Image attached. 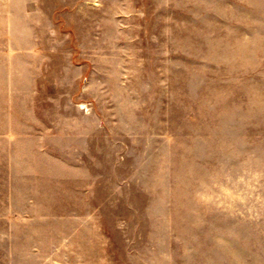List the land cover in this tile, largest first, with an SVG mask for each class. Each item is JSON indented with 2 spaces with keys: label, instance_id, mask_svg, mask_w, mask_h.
<instances>
[{
  "label": "rangeland",
  "instance_id": "1",
  "mask_svg": "<svg viewBox=\"0 0 264 264\" xmlns=\"http://www.w3.org/2000/svg\"><path fill=\"white\" fill-rule=\"evenodd\" d=\"M0 264H264V0H0Z\"/></svg>",
  "mask_w": 264,
  "mask_h": 264
},
{
  "label": "crops",
  "instance_id": "2",
  "mask_svg": "<svg viewBox=\"0 0 264 264\" xmlns=\"http://www.w3.org/2000/svg\"><path fill=\"white\" fill-rule=\"evenodd\" d=\"M8 84H9L8 94H7L8 95V105H7V109L5 110V114L9 120V123H8V128L2 129V132H6V133L10 134L8 137H9V139H11V133L16 131V129H13V127H12L13 126L12 120L15 119L14 118L15 115H14L12 110L14 107H16V95H14V99H13V96H11V87H10L11 78L10 77L8 78ZM14 90H16V89H13V92H15Z\"/></svg>",
  "mask_w": 264,
  "mask_h": 264
}]
</instances>
